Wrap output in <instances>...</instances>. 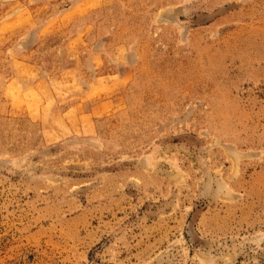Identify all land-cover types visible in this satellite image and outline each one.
Segmentation results:
<instances>
[{
	"label": "rangeland",
	"instance_id": "obj_1",
	"mask_svg": "<svg viewBox=\"0 0 264 264\" xmlns=\"http://www.w3.org/2000/svg\"><path fill=\"white\" fill-rule=\"evenodd\" d=\"M0 264H264V0H0Z\"/></svg>",
	"mask_w": 264,
	"mask_h": 264
}]
</instances>
